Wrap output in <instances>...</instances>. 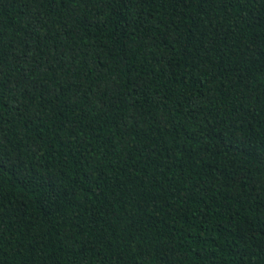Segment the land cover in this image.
<instances>
[{
    "label": "trees",
    "instance_id": "obj_1",
    "mask_svg": "<svg viewBox=\"0 0 264 264\" xmlns=\"http://www.w3.org/2000/svg\"><path fill=\"white\" fill-rule=\"evenodd\" d=\"M0 264H264V0H0Z\"/></svg>",
    "mask_w": 264,
    "mask_h": 264
}]
</instances>
